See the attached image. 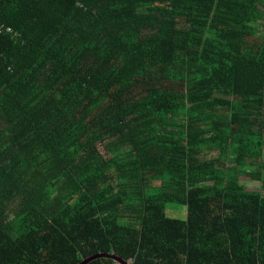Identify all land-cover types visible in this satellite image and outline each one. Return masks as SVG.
<instances>
[{
    "label": "trees",
    "instance_id": "trees-1",
    "mask_svg": "<svg viewBox=\"0 0 264 264\" xmlns=\"http://www.w3.org/2000/svg\"><path fill=\"white\" fill-rule=\"evenodd\" d=\"M263 175L264 0H0V264H264Z\"/></svg>",
    "mask_w": 264,
    "mask_h": 264
},
{
    "label": "rangeland",
    "instance_id": "rangeland-1",
    "mask_svg": "<svg viewBox=\"0 0 264 264\" xmlns=\"http://www.w3.org/2000/svg\"><path fill=\"white\" fill-rule=\"evenodd\" d=\"M244 176V175H243ZM263 180H264V175H263ZM240 186H244V188L249 189V190H261L260 186L262 185V182H253L252 180L244 177H239V181L237 182ZM264 195V194H263ZM166 215L170 218H175V219H184L185 218V209L180 208L178 206H175L173 204H170L166 207Z\"/></svg>",
    "mask_w": 264,
    "mask_h": 264
},
{
    "label": "water",
    "instance_id": "water-1",
    "mask_svg": "<svg viewBox=\"0 0 264 264\" xmlns=\"http://www.w3.org/2000/svg\"><path fill=\"white\" fill-rule=\"evenodd\" d=\"M99 257H111V258H114L117 262H120L122 264V262L120 261L119 258H117L116 256H107L105 254H101V255H96L94 257H91V258H88V259H85L84 261H82L80 264H87L88 262L96 259V258H99Z\"/></svg>",
    "mask_w": 264,
    "mask_h": 264
},
{
    "label": "crops",
    "instance_id": "crops-1",
    "mask_svg": "<svg viewBox=\"0 0 264 264\" xmlns=\"http://www.w3.org/2000/svg\"><path fill=\"white\" fill-rule=\"evenodd\" d=\"M253 182H256V181H253Z\"/></svg>",
    "mask_w": 264,
    "mask_h": 264
}]
</instances>
